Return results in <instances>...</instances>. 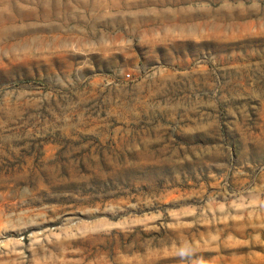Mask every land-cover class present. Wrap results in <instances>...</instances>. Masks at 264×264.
Wrapping results in <instances>:
<instances>
[{
    "label": "rangeland",
    "instance_id": "rangeland-1",
    "mask_svg": "<svg viewBox=\"0 0 264 264\" xmlns=\"http://www.w3.org/2000/svg\"><path fill=\"white\" fill-rule=\"evenodd\" d=\"M0 264H264V0H0Z\"/></svg>",
    "mask_w": 264,
    "mask_h": 264
}]
</instances>
